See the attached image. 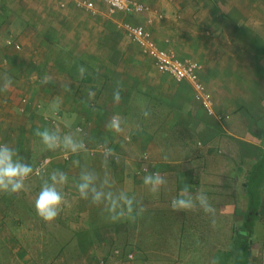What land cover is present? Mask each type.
I'll return each mask as SVG.
<instances>
[{"label": "crops", "instance_id": "obj_1", "mask_svg": "<svg viewBox=\"0 0 264 264\" xmlns=\"http://www.w3.org/2000/svg\"><path fill=\"white\" fill-rule=\"evenodd\" d=\"M93 1L95 14L72 0H0V83L5 73L12 78L11 89L0 92V144L14 148L22 163L51 158L20 193H0V242L10 255L2 264H87L83 253H94L92 245L103 263L107 245L120 237L209 242L220 247L214 254L222 253L227 231L234 241L242 225L248 264H264V0H139L148 7L139 15L109 14L101 0ZM122 22L144 24L160 47L200 63L213 114L194 97L190 82L156 67L118 26ZM46 75L53 83L41 84ZM117 81L121 99L114 103ZM57 100L58 112L51 107ZM114 114L126 121L121 134L107 128ZM45 129L61 138L72 135L85 149L67 150L66 157L62 146L48 150L35 135ZM99 145L113 150L106 165L105 152H90ZM144 151L147 161L141 160ZM142 164L149 171L137 175ZM54 171L65 173L68 182L58 186L64 209L49 224L36 215L34 201ZM82 172L96 176L98 189L107 179L105 192L142 201L144 213L135 223L111 222L104 202L78 197ZM150 172L166 180L158 194L143 184ZM184 183L193 195H208L214 223L202 211L171 209ZM253 199L255 213L248 210Z\"/></svg>", "mask_w": 264, "mask_h": 264}, {"label": "clouds", "instance_id": "obj_2", "mask_svg": "<svg viewBox=\"0 0 264 264\" xmlns=\"http://www.w3.org/2000/svg\"><path fill=\"white\" fill-rule=\"evenodd\" d=\"M85 69H79V75L83 77ZM53 83L50 76H45L41 80V84ZM12 78L6 73L2 77L0 83V92H7L11 89ZM66 90H70L67 89ZM95 93L89 91V96L94 97ZM113 102L119 103L121 99V81L116 82V87L113 90ZM52 109L56 112L60 110V101L52 103ZM144 117H148L150 112L147 109L142 111ZM126 121L119 115L114 114L107 122L109 131L117 134L124 132ZM35 135L38 136L41 142L48 150H55L58 147L72 152L78 153L85 149L82 141H77L72 135H65L61 138L56 132H50L45 129L43 131L36 130ZM113 154L111 148H107L104 154L105 165L107 158ZM17 152L14 148L7 144H0V193L12 195L18 194L25 189V181L33 173V168L30 164L22 163L17 158ZM78 163V162H77ZM51 184L44 183L40 188L35 201L34 209L36 215L45 223H52L60 215L66 203L65 196L62 194L58 186H62L68 182V176L63 172L54 171L50 175ZM96 176L89 172H82L80 182L76 185L78 197L82 200H91L92 205H100L102 202L106 204L107 218L111 222L126 220L135 223L137 218L141 216L145 207L142 201H136L134 197L129 196L126 192L114 194L111 191L105 192L104 186L109 185V181L105 179L101 188L95 186ZM143 184L147 186L152 194H158L161 188L166 184L165 178L159 172H150L143 178ZM191 185L184 183L180 189V194L170 201V207L173 211H202L203 213L213 217L215 216V208L210 199L203 191L192 194L190 191ZM134 204L138 207L134 208Z\"/></svg>", "mask_w": 264, "mask_h": 264}, {"label": "rangeland", "instance_id": "obj_3", "mask_svg": "<svg viewBox=\"0 0 264 264\" xmlns=\"http://www.w3.org/2000/svg\"><path fill=\"white\" fill-rule=\"evenodd\" d=\"M190 59L195 60L193 58ZM19 108H21V106ZM18 111L21 112L20 110ZM61 150L63 152V156L64 154L67 155L66 149L62 148ZM144 154L148 157L147 151H144L142 156ZM43 157L50 158V156L46 155L39 156L35 159L32 158L31 166H34V164ZM145 161H147V158ZM228 222L229 219L225 221L226 226L228 225ZM234 233L236 238L234 239V241H231L233 234L231 231H227L228 238L227 242H225L226 251L222 253L216 252L214 254L215 250L220 249V247L218 244H209V242H188L185 240L182 242H121L120 237V242H111L109 246L107 245L106 251L102 254L103 259L101 260H103V263L100 262V259H97L100 256V251L98 249H94L93 245L92 249L94 250V253H90L91 249L88 248L83 253V256L84 260H87V264H212V256L217 261L215 262V264H234L235 258L238 254V252L236 251L240 249V242H245V239L247 238V232L245 231L244 226L242 225L240 226L239 230L235 231ZM256 236L259 238L262 237L261 232H257ZM65 239H68V236H66ZM83 239L84 237L83 235H81L80 240L82 241ZM73 241L76 240L73 238ZM84 242H86V239L83 240V245L81 247L82 251L84 248ZM74 243L75 242H73L72 244ZM115 251H118V253H116ZM93 254L95 257H92ZM71 255L76 256L75 253ZM129 255H132V257L129 258ZM9 257L10 255L8 253V250L2 247V242H0V264L9 260ZM73 264H79L78 260H75Z\"/></svg>", "mask_w": 264, "mask_h": 264}, {"label": "built area", "instance_id": "obj_4", "mask_svg": "<svg viewBox=\"0 0 264 264\" xmlns=\"http://www.w3.org/2000/svg\"><path fill=\"white\" fill-rule=\"evenodd\" d=\"M74 5L78 8L84 9L92 14L97 13V7L93 0H72ZM101 2L107 7L109 14L121 12L129 15H139L148 10V7L138 0H101ZM125 33L140 47L141 51L150 56L156 67L171 75L177 80H186L190 82L193 87L194 97L200 101L201 105L205 108L208 114H213L211 94L207 91L204 83L199 77L201 65L190 58H180L175 52L169 48L160 47L154 40L150 30L143 24L122 22L118 24ZM21 112L24 108H18ZM78 130H81L80 128ZM108 147L99 145L96 149L90 150V152L103 151L106 152ZM67 155L64 154L63 157ZM147 156L144 154L141 158L145 161ZM50 161L49 157H43L35 163L33 173L29 178L38 176L44 172L45 167ZM149 171L147 164H142L136 169L137 175H142ZM28 178V179H29ZM118 253V251H115ZM129 258L132 255L128 256Z\"/></svg>", "mask_w": 264, "mask_h": 264}, {"label": "trees", "instance_id": "obj_5", "mask_svg": "<svg viewBox=\"0 0 264 264\" xmlns=\"http://www.w3.org/2000/svg\"><path fill=\"white\" fill-rule=\"evenodd\" d=\"M263 164V163H262ZM35 165V164H34ZM46 168V167H45ZM262 169H263V165H261L260 166V168H259V173H261V171H262ZM44 172H45V169H44ZM44 172H42L41 174H39L38 176H40V175H42ZM145 174V173H144ZM143 175V174H142ZM260 175V174H259ZM34 177V176H33ZM35 177H37V176H35ZM30 179V178H29ZM28 180V179H27ZM248 186H250V182H249V185ZM251 188V187H250ZM250 192H251V194L253 193V191L250 189ZM252 195H254V193L252 194ZM254 199H256L254 196H252ZM254 199H253V201H251L250 202V204H249V207H248V210L250 211V212H253V213H255V211H256V204H255V202H254ZM256 201V200H255ZM241 243V246H240V249H238V251H236V252H238V254H237V257L235 258V262H234V264H248V257H249V245H248V243L249 242H247V240L245 239V242L244 241H242V242H240ZM240 251V252H239Z\"/></svg>", "mask_w": 264, "mask_h": 264}]
</instances>
